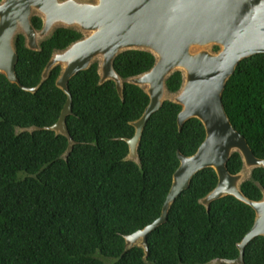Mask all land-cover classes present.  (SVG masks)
<instances>
[{"label": "trees", "instance_id": "trees-1", "mask_svg": "<svg viewBox=\"0 0 264 264\" xmlns=\"http://www.w3.org/2000/svg\"><path fill=\"white\" fill-rule=\"evenodd\" d=\"M31 21L43 27L40 15ZM83 35L58 26L41 40L40 50L29 48L24 34L16 36L17 77L26 87L38 86L35 92L0 72V264H108L104 258L111 264H208L237 258V245L252 228L255 211L233 195L212 201L209 211L200 203L218 183L212 167L194 174L167 221L148 234L147 256L141 246L126 248V235L161 215L180 164L177 151L194 154L206 130L195 117L180 130L182 106L167 99L141 134L140 164L127 159L132 122L150 102L145 89L128 78L156 62L149 50L128 49L114 61L123 98L115 81L100 83L98 60L71 78L72 114L66 126L75 143L65 158L68 138L44 128L58 121L67 101L56 83L62 65L45 80L42 74L55 51ZM183 81L182 71L173 72L166 80L168 91L178 92ZM222 99L235 129L264 158V52L239 62ZM29 126L40 129L22 130ZM227 167L232 174L243 170L240 152L232 153ZM241 190L251 200L262 199L264 167L253 168ZM244 261L264 264V236L246 245Z\"/></svg>", "mask_w": 264, "mask_h": 264}, {"label": "water", "instance_id": "water-1", "mask_svg": "<svg viewBox=\"0 0 264 264\" xmlns=\"http://www.w3.org/2000/svg\"><path fill=\"white\" fill-rule=\"evenodd\" d=\"M36 13L43 18L40 30L31 21ZM58 26L87 33L65 49L55 51L42 74L45 80L54 66L62 65L56 83L67 94V101L58 121L44 128L68 138L65 158L75 143L66 126L67 116L72 114L71 78L101 58L100 83L115 81L123 98V79L115 70L114 61L128 49L149 50L156 56V62L150 70L128 78V82L145 89L150 102L142 116L132 122L135 132L133 137L126 138L127 159L140 164L141 134L151 115L167 100L166 80L177 70L184 76L182 87L172 99L182 106L178 114L179 129L195 117L206 130L194 154L177 151L180 164L174 172L161 215L144 228L126 235V248L141 246L147 256L148 234L167 221L171 205L190 186L194 174L212 167L217 172L218 183L200 203L209 211L212 201L233 195L252 206L255 221L237 245L240 251L237 258H216L208 264H245L246 245L255 237L264 236V195L260 200L244 195L241 190L243 170L264 167V158L257 157L245 136L235 129L222 96L239 62L264 52V0H1L0 72L23 89L35 92L38 86L26 87L17 77L15 38L22 33L29 48L40 50L41 40ZM210 45H219L220 49L212 52L207 49ZM34 129L40 127L29 126L22 130ZM235 151L242 155L244 168L232 174L227 165Z\"/></svg>", "mask_w": 264, "mask_h": 264}, {"label": "rangeland", "instance_id": "rangeland-1", "mask_svg": "<svg viewBox=\"0 0 264 264\" xmlns=\"http://www.w3.org/2000/svg\"><path fill=\"white\" fill-rule=\"evenodd\" d=\"M36 14H38V13H36ZM84 35H87V33H84ZM213 46H214V45H210V46L207 47V49L210 50V51H212V52H215ZM197 49H198V48H194V50H197ZM97 60H98V59H97ZM98 61H101V58H99ZM174 96H175V93H169V92H168L166 98L172 100V99L174 98ZM243 173H244V178H243V181H244L245 179H247V178L250 176L251 169L245 168V169L243 170ZM104 260H105L108 264H111V263H112V261H111L110 259H105V258H104Z\"/></svg>", "mask_w": 264, "mask_h": 264}]
</instances>
